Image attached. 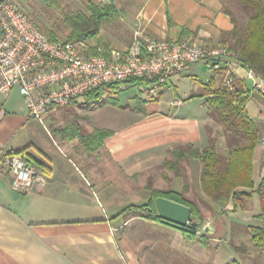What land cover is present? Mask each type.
<instances>
[{
    "label": "crops",
    "instance_id": "obj_1",
    "mask_svg": "<svg viewBox=\"0 0 264 264\" xmlns=\"http://www.w3.org/2000/svg\"><path fill=\"white\" fill-rule=\"evenodd\" d=\"M112 1L113 15L102 21L95 37L83 42L89 52L98 47L124 49L139 31L157 40L188 38L216 46L221 42V33L231 29L220 0ZM116 2L121 4L119 8ZM195 65H188L170 78L172 99L182 102L173 106V112L129 110L134 123L118 131L93 120L107 105L89 111L95 129L110 131L94 153L77 144L71 146L75 140L61 142L52 129L56 113L80 103L49 113L44 119L50 123L47 130L44 122L29 118L18 91L0 94V156L26 149L22 156L37 166L40 177L36 190L19 194L11 186V175L0 166V264H264V253L254 248L248 230L249 225L257 224L256 216L261 212L256 193L245 203V209L235 208L231 202L222 207L206 197L215 209L219 208L210 215L214 221L209 223L215 231L206 235V245L155 222L149 228L155 236L147 240L148 221L142 217L125 220L120 215L124 208L145 198V185L143 195L140 187L135 190L127 183V178L161 166L166 155L177 147L191 145L201 150L207 145L211 120L206 114H193L187 106L192 99L185 94L182 99L179 93V86L190 77L198 89L203 83L196 79ZM186 71L188 78H183ZM162 96L154 101L144 97L149 102H160ZM256 104L261 112V103ZM126 109L122 108L124 113ZM122 116L116 120L117 126H123ZM254 122L259 141L253 156L252 192L264 178V145L260 143L264 124ZM224 145L221 139V152ZM181 164L186 171L190 167L195 170L200 186V161L190 159ZM131 196L134 199L129 203ZM147 241L152 243L148 253Z\"/></svg>",
    "mask_w": 264,
    "mask_h": 264
},
{
    "label": "built area",
    "instance_id": "obj_2",
    "mask_svg": "<svg viewBox=\"0 0 264 264\" xmlns=\"http://www.w3.org/2000/svg\"><path fill=\"white\" fill-rule=\"evenodd\" d=\"M237 60L226 45L197 44L188 38L157 40L141 31L124 49L98 47L89 52L83 42L49 39L16 0H0V94L18 91L29 118L40 123L58 108L83 102L86 94L101 86L133 78H154L150 85L137 86L147 98H154L168 79L201 62L210 71L224 67V85L232 91L237 71L242 70ZM243 71L252 82L250 89L264 94V81ZM171 102L175 107L182 103ZM3 166L19 194L39 187L38 170L22 155L6 158Z\"/></svg>",
    "mask_w": 264,
    "mask_h": 264
},
{
    "label": "trees",
    "instance_id": "obj_3",
    "mask_svg": "<svg viewBox=\"0 0 264 264\" xmlns=\"http://www.w3.org/2000/svg\"><path fill=\"white\" fill-rule=\"evenodd\" d=\"M233 1L238 4L237 11L229 0H220L222 11L230 20L231 29L221 33L219 44L228 46L229 50L237 56L239 67L242 70L251 71L264 81V0ZM87 11L89 15L66 16L65 22L70 33L65 41L84 42L95 37L100 31L102 21L113 15L115 7L112 1L107 5L90 2L87 5ZM243 18H245L244 22ZM48 38L57 40L52 35ZM217 73V77L220 78L216 79L212 75L206 83H201L199 91L191 94L189 99L204 100L207 106L206 116L223 129L222 134L215 137L211 133L207 145L201 150L191 145L175 148L170 153L172 160L166 161L165 165L177 171L184 160L200 161L201 191L213 203L222 207L231 202L235 208L245 209V203L250 200L253 193H256L261 201V212L256 216L257 224L249 225L248 230L254 248L264 253V178L261 179L254 192L251 191L254 187L252 182L253 156L259 141V131L246 109V105L253 98V94L259 92L251 90L246 86L245 81L235 76L232 83L233 90L228 91L224 85V67L219 69ZM153 81L154 78H133L124 82L104 85L86 94L83 98L85 102L81 103L88 104L87 110L92 111L108 105L110 102L102 100L104 94L110 90H117L121 84L147 86ZM169 85L170 79L165 83L163 89L167 90ZM158 95L149 99L154 101L159 98ZM111 104L115 105L116 102H111ZM63 134L68 135V139L79 136L78 139L85 148L95 152L101 148L103 140L110 133L104 130H95L86 137H82L79 130L73 128L66 130ZM221 139L225 144L224 152L218 148ZM25 151L26 149H23L1 155L0 164L3 166V161L6 158L12 155H23ZM27 162L37 169L33 162L29 160ZM186 190L187 187H185ZM159 197L190 208L189 223L186 227H178L160 220L154 206V200ZM127 213H135L147 220L158 221L176 228L182 231L189 240H195L201 245L207 243L206 235H198L200 211L197 205L193 200L184 198L182 194L173 191L152 190L151 196L145 204L127 206L120 212V215L124 216Z\"/></svg>",
    "mask_w": 264,
    "mask_h": 264
},
{
    "label": "rangeland",
    "instance_id": "obj_4",
    "mask_svg": "<svg viewBox=\"0 0 264 264\" xmlns=\"http://www.w3.org/2000/svg\"><path fill=\"white\" fill-rule=\"evenodd\" d=\"M108 1L112 0H16V2L21 6V8L29 15L32 22L37 26V28L43 32L47 37H51V35L56 38L57 40L65 41L70 33L69 28L66 25L65 18L68 15H76V14H84L89 15L88 11L86 9V6L88 3H94V4H100V5H107ZM234 6V8H238V4L236 1L229 0ZM114 3V1H112ZM120 3L116 2L117 8L120 7ZM237 11V9H236ZM236 13V12H235ZM243 22L245 21V18H243ZM114 22V21H113ZM242 22V23H243ZM187 39V38H186ZM193 42H195L193 39H191ZM197 44H203L199 42H195ZM217 46V45H216ZM197 70V78L198 81H201L203 83H206L210 76L213 75V77H216V79L220 78L217 77L218 73L217 71H210V69L207 67L206 64L203 62L197 63L196 65ZM189 71H186L183 78H188L185 74H187ZM237 78H241L243 81L245 80V84L248 88H252V82L250 80H247V73L243 70L237 71ZM190 77V76H189ZM173 87H170L169 90L172 91ZM163 91V92H162ZM159 92V96L162 94L160 102H149L142 93H139L137 86L131 85V84H121L119 85L117 90H110L107 93L104 94L102 100H106L107 102H110L107 105V108L98 111L95 116L93 117V120H101L102 123L105 125H108V127L112 126L114 129H122L123 127L129 125L132 122L130 119L131 114L129 113V110H139L144 111L147 113H154V112H166L169 109L173 112L175 110V107L169 106V102L173 101L175 98L172 99V94L169 91L162 90ZM199 91L198 86L196 85L194 79L192 77L188 78L187 80L183 81V84L179 86V93L180 97L183 96V94L190 97L191 94ZM15 96V95H14ZM2 97V96H1ZM182 98V97H181ZM172 99V100H171ZM183 99V98H182ZM261 103V112L258 108L256 102ZM111 102H116L115 105L111 104ZM249 105H247V111L249 113V116L256 121L257 123L264 124V94L257 93L253 94V98L248 102ZM82 104V103H81ZM79 104L74 107H69V109H64L63 111L55 114L54 122L52 123V129L53 132L57 135V139L61 142L69 143L75 140L73 143H71V146H74L73 144H77V146H83L85 147L80 139L79 136L74 139H68L66 134H63L66 130H71L77 128L79 130V133L82 137H86L87 135L93 133L95 130H104L106 129H95L94 123L90 121V112L87 110L89 107L88 104ZM172 104V102H170ZM187 106L189 110L195 114L196 116H203L206 114V103L203 99L199 98H193L190 102H187ZM125 107L126 113L123 112L122 108ZM128 112V113H127ZM120 115L123 117L121 120V123L123 126H117L116 120L120 118ZM43 126L48 130L50 129V123L49 120L43 121ZM209 130L210 133H213L215 137H218V134H222V128L216 124L215 122L209 123ZM110 132V131H108ZM51 133V132H50ZM264 138H261L260 143L264 145ZM69 145V144H68ZM88 150L87 148H85ZM99 150V149H98ZM97 150V151H98ZM89 151V150H88ZM96 152V151H95ZM94 153V152H91ZM172 160L171 155H166L165 160L161 166L151 167L148 170H146L144 173L141 174H135L130 179L127 178V183L132 186L135 190H137V187H140V192L144 195V190L142 188V185H145V198L142 200L143 197H141L140 202H136L137 205L145 204L149 197L151 196L152 190H159V191H173L179 194H182L184 198L187 200H193L194 203L197 205L199 211H200V220L199 222V235L202 234V227H205L206 225L212 226L210 222H213V218H210V215H215L217 213L219 208L215 209L216 207L212 205L211 203L206 201V197L200 189V186H198L197 178H196V172L193 170L192 167L190 169H187V171L183 168L184 165L180 164L177 171L175 169H171L166 167L165 162ZM0 166H2L0 164ZM5 168V167H4ZM122 174V172H121ZM189 174V175H188ZM179 175V176H177ZM188 175V176H187ZM120 178V177H119ZM185 187H187V190L185 191ZM151 188L150 190H148ZM171 188V190H169ZM161 189V190H160ZM176 189V191H175ZM130 199V200H129ZM129 203H132V200L134 197H130ZM125 220L132 219L134 217H140L137 216L135 213H127L124 216ZM145 219L144 217H142ZM145 225L148 227V229L145 231L147 235V240H149L151 237L154 238L155 234L151 233L150 231V224L152 222H155L157 224H162L158 221L154 220H147ZM167 226V225H166ZM171 227V226H170ZM182 232V231H181ZM146 252H150L152 249V243H149L148 241L145 242Z\"/></svg>",
    "mask_w": 264,
    "mask_h": 264
},
{
    "label": "water",
    "instance_id": "obj_5",
    "mask_svg": "<svg viewBox=\"0 0 264 264\" xmlns=\"http://www.w3.org/2000/svg\"><path fill=\"white\" fill-rule=\"evenodd\" d=\"M154 206L161 221L178 226L186 227L189 223L190 208L185 205L173 202L163 197L154 200ZM215 228L206 225L203 228L204 235H213Z\"/></svg>",
    "mask_w": 264,
    "mask_h": 264
}]
</instances>
